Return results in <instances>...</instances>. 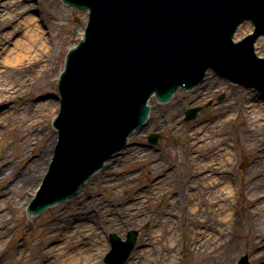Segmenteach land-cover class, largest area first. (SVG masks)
<instances>
[{
  "label": "rangeland",
  "instance_id": "rangeland-1",
  "mask_svg": "<svg viewBox=\"0 0 264 264\" xmlns=\"http://www.w3.org/2000/svg\"><path fill=\"white\" fill-rule=\"evenodd\" d=\"M24 3L27 4L29 1ZM28 5H33L28 9L30 14L45 20L47 27H40V31L44 30L45 37H49V33H52V36L45 41L52 51L49 56L43 58L42 62V64L48 63L47 72H43L40 64H34L41 70L39 78H33L34 72H31L30 68H24L22 71H8L4 74V81L9 80L14 85L20 79L27 77L39 86L34 87L32 83L25 84V92L29 91V93L13 94L9 101L2 103L8 104V107L0 111L3 113L8 110L11 115L0 129V171L9 174L7 182L0 181V194H2L0 211L4 212L7 222L11 225L7 235L0 240V264H27L23 261V252L25 255L30 253L42 256L43 247L47 248L53 243L45 239L48 225L57 221L61 214H67L65 211L70 207L66 205L76 196L85 194V197L79 201L76 199L75 202H81L86 198L85 201L91 203L88 205L91 210L96 204L91 197H88L90 194L103 204L119 200L123 205H127L135 200L131 197L141 191L148 192L153 198L149 203L143 202L144 208L141 214L137 215L144 222L136 221L135 227L129 225L131 228L127 229L137 232L134 249L148 247L156 250V255L160 257L165 252L164 249L159 248V245L168 238L173 243L174 236H168L165 232L161 238L157 237L154 240L151 239L149 244L140 245L141 240L146 239V236L150 237L151 228L158 227L164 231L167 228H173L175 231L177 229V235L174 247L168 253L174 254L178 250L176 253L179 264H212L217 260L222 264L225 261V264H237L241 256L247 257L249 264H263L257 263L252 257L264 248V244H260V247L256 244L259 241L264 243V119L258 121L255 126L250 121L249 115L245 113L247 98L253 94L252 91L233 86L214 73H209L206 81L192 91L177 90L167 103L160 104L154 98L150 101L147 125L131 135L127 147L128 149L141 148L144 150V156L141 155L135 159V156L132 157L126 148L106 162L105 167L93 175L69 200L49 207L37 216L27 214V205L24 206V203L25 201L29 203L37 192L43 178L42 176L40 180L39 174L45 167L46 159L36 164L32 160L53 141L50 157L47 160L48 164L50 162L56 141V133L51 122L59 110L58 76L63 68L65 53L80 39L83 28L80 35L79 30L81 25L85 26L86 22L84 11L67 7L60 0H31ZM38 24L42 23L39 21ZM11 27L12 23L0 24V35L10 31ZM22 30L23 28L15 32L12 41L23 38ZM9 46L12 45L9 44ZM213 79L220 81L219 87L205 97L200 96L202 92L208 91ZM46 86L47 89L49 88L50 95H45L43 92ZM50 100L55 101L54 112L50 113L45 109L37 111L35 122L29 126L27 120L30 111L41 101ZM175 106L180 110L179 114H175ZM197 106L201 109L196 118L185 120L186 110ZM20 112L21 116L18 117ZM173 115L177 118L174 126L170 124ZM218 121H220L219 124L213 129L216 131L212 133L210 131L208 142L201 149L203 156L200 160L202 162L210 160L215 147L226 146V143H229L234 155L233 166L226 174L227 178L222 170L217 172L203 170L199 183L192 186L190 181L194 177L190 167L193 151L188 145L187 134L196 126L214 125ZM175 126L177 128H173ZM34 133H38L40 139H34L32 137ZM149 134L157 135L158 140L155 145L148 142ZM3 151L8 157L5 162L1 160ZM6 161H10L7 167ZM35 167L37 168L36 178H33L30 184L22 185L21 183L18 185V191L7 193L6 187L11 186L14 179L20 178L23 173L27 174L28 169L34 171ZM171 173L174 174L168 176ZM210 176L217 181L204 184L206 177L210 179ZM1 178L2 175L0 180ZM226 180L230 181L229 186ZM223 182L224 185H222ZM29 186H31L30 189ZM154 186L156 189L161 187L164 193L154 197V194H150ZM227 186L229 194L223 193L218 199V189ZM23 188L25 192H21ZM26 192H29L28 197L25 196ZM218 208L219 211H217ZM221 213L223 216H228V220L220 221L223 217H220ZM148 215H151L150 219H147ZM164 218L175 221H164ZM204 230H211L217 234L223 251L220 245L217 247V243L213 246L215 253L208 245L201 247L199 251L188 249L192 234ZM126 232L124 229H115L110 233H116L125 238ZM227 235H230L231 241L225 240L224 236ZM225 241L229 242V244L226 243V250H224ZM83 243L86 244L87 240ZM76 247L70 251L74 252ZM110 249L109 246L101 256L97 255L94 259L95 263L91 264H105L103 258ZM20 252L22 255H19ZM218 253H220L219 256ZM128 260L123 264H128L130 262Z\"/></svg>",
  "mask_w": 264,
  "mask_h": 264
},
{
  "label": "water",
  "instance_id": "water-1",
  "mask_svg": "<svg viewBox=\"0 0 264 264\" xmlns=\"http://www.w3.org/2000/svg\"><path fill=\"white\" fill-rule=\"evenodd\" d=\"M88 8L85 39L67 57L60 78L58 143L30 209L39 212L74 193L126 145L147 118V100L191 89L208 69L264 92V58L253 43L264 35V0H65ZM254 32L234 41L238 26ZM243 24L237 38L246 34ZM264 56V39L256 42ZM262 99L264 95L261 94ZM8 104L0 103V111ZM199 108L189 109L186 119ZM154 144L156 136L150 135ZM137 233L110 235L107 264L126 260ZM118 252V254H117ZM117 254V258H115ZM239 264H248L243 256Z\"/></svg>",
  "mask_w": 264,
  "mask_h": 264
},
{
  "label": "bare ground",
  "instance_id": "bare-ground-1",
  "mask_svg": "<svg viewBox=\"0 0 264 264\" xmlns=\"http://www.w3.org/2000/svg\"><path fill=\"white\" fill-rule=\"evenodd\" d=\"M24 1L31 0H0V24H11L12 27L11 30L1 34L0 35V103L9 101L13 94L19 92V93H29V91L25 92V84L32 83L34 87L39 86L36 83L32 82V79L25 77V79H20L16 84L14 85L13 82L6 80L4 81V74L8 71H22L24 68H30L31 72L33 73V78H39L40 75V69H37V67L34 66V64H40V68L47 72L48 63L43 62V58L46 56H49L52 48L50 46H47L45 44V41L49 39L50 36H52V33H49V37H45L44 30L40 31V27L44 26L47 27V24L45 23V20L40 19L39 17H34V15L30 14L28 12V9L32 7L33 5H28L29 3H24ZM85 13V12H84ZM56 18H59L56 16ZM39 21L42 23L41 25L38 24ZM84 26L81 25V28L79 30V35L82 32V28ZM23 38L19 40L12 41V37L19 29H22ZM56 34V32H55ZM11 44L12 46H9ZM23 60V61H22ZM22 61V63H20ZM20 63V64H18ZM23 65V66H21ZM21 66V67H19ZM13 69V70H12ZM53 77L55 78V73L53 74ZM208 77V75H207ZM220 79V78H219ZM211 86L208 89V91L202 92L200 96L205 97L210 92H213L216 88L219 87L220 81L218 79H213L211 82ZM33 87V88H34ZM25 89V90H23ZM45 90V91H44ZM44 94H49V88L47 89V86L44 87ZM55 101H41L35 108H33L30 113L28 114V125L31 126L35 122V117L37 111H41L42 109L49 110L50 113L54 112L56 109V106L54 108ZM246 111L245 113L249 115L250 121L252 124L256 126V123L260 120L264 119V99H262L261 94L259 93H253L247 98L246 102ZM57 105V104H56ZM175 114H179L180 110L177 106H175ZM248 112V113H247ZM10 112L8 110L4 111L3 113L0 112V129L1 126L4 125L5 120L10 118ZM21 116V112L18 113V117ZM177 121V118L173 115L172 120L170 121V124L174 126V123ZM157 122V120H156ZM155 122V123H156ZM220 121L215 122L214 125L204 124L196 126L195 128H192L191 131L187 134L189 142V147L192 148V159H191V167L190 172L192 176L194 177L193 180L190 182L192 183V186L194 184L199 183L200 174L203 170H209L211 172H217V171H224L225 177L229 173L230 168L233 166L234 155L232 153V149L230 148L229 143H226L225 145H222L220 147H215L213 150V156L212 158L206 162H202L200 158L203 156L201 155V149L203 146L208 142V135L212 132H215L216 130H213L214 127L219 124ZM147 123L142 126L145 127ZM158 125V123L156 124ZM141 128V129H142ZM173 128H177L176 126ZM210 129V130H209ZM140 130V129H138ZM211 131V133H210ZM34 139H40L38 133H34L32 135ZM220 138H218L219 140ZM54 140V138H53ZM217 140V142H218ZM221 140V139H220ZM53 141L51 142L52 145ZM51 145L47 146L46 149H43L39 154L35 155L36 157L33 158V163L36 164L39 161L45 160V167L43 168V171L39 174V179L41 180L45 169L47 168V160H49L50 157V151H51ZM48 149V150H47ZM128 149V148H127ZM144 150H141V148L135 147L134 149H128V153L131 154L132 157L137 159L139 156H144L143 153ZM125 157V156H124ZM8 159V157L5 155V151H3V155L1 157V160L5 162V160ZM208 159V157H207ZM6 167L10 164V161H6ZM227 162V163H225ZM39 168V167H38ZM37 174V168L35 167L34 171L28 169V173L24 174L18 179H14L12 181L11 186L6 187L7 193L9 192H15L18 191V185L22 183V185L30 184L31 180L33 178H36ZM174 173L169 174L173 175ZM0 175H2L1 182H7V178L9 174H5L0 171ZM208 179L206 177L204 184H212L215 183L214 181H217L216 178H213V176L209 177ZM227 181V180H226ZM171 182V181H170ZM226 184L229 186L230 181H227ZM224 185V182L222 183ZM225 188H219L217 196L218 199L223 193L229 194V187ZM222 187V186H221ZM31 186H29V189ZM21 190V189H20ZM225 191V192H224ZM25 192L24 188L23 191ZM32 193V191H30ZM117 193V192H116ZM161 193H164V190L159 187L158 189L153 188V192H150V194H154V197L160 196ZM23 194V193H21ZM20 194V195H21ZM25 194V193H24ZM2 194H0L1 196ZM29 192H26V195L28 197ZM84 196L75 197L73 201H70L66 206L70 207L67 211V214H61L59 219L57 221L52 222L48 225L46 232H45V239L49 240V242H53L51 245H48L47 248L45 246L42 249V256L41 255H33V254H26L23 252V261L27 264H91L95 263L94 259L97 255L101 256L106 250H108L110 243L108 240V234L112 232L115 229H124V231H128V228L135 227L137 224L136 221L139 223L144 222L140 216L142 209L144 208L143 202L149 203L152 196L149 195L148 192L145 193V191L138 192L137 194L133 195L131 198L135 199L131 202V204L123 205L122 201H115L114 203L109 204H103L102 202L94 199L92 195L90 196L93 199V202L96 204L94 208L89 210L88 205H91V203H87L86 198H84L81 202H75L79 201ZM24 197V196H23ZM29 199V198H28ZM28 201H25L24 206H26ZM71 203H77L76 205ZM65 206V207H66ZM74 207V208H73ZM193 209V208H192ZM220 209L218 208L217 211ZM215 213V212H214ZM223 216V213L220 214V217ZM151 215H148L147 219H150ZM228 216H223L220 221H225ZM164 221H175V220H166V218L163 219ZM228 222V221H227ZM129 225L131 227H129ZM11 225L7 222L6 215L3 211H0V240L4 238L7 233L10 230ZM161 227V226H160ZM152 232L150 233V237L146 236V239L141 240V244H149L151 242V239L161 238L163 233L167 232L168 236H174L173 237V243L170 242L168 239H165V241L159 245L160 249H164V254L158 257L156 255V250H152L148 247H139L138 249H133L129 252L128 257L126 260L130 259L128 264H158L161 262V264H179L178 258H177V251L172 254L168 253L173 247L175 243V238L177 235V229L176 231L173 228H167L166 231H164L162 228L154 227L151 228ZM226 231V228H224ZM127 233V232H126ZM221 233V231H219ZM173 234V235H172ZM190 244L188 249H194L198 250L201 247L204 246H210L213 251V246L215 243L220 245V248L223 247L222 244L218 241L217 234H214L211 230H204V231H198L195 234H192ZM220 235V234H219ZM126 236V235H125ZM121 237V236H120ZM226 241H231L230 235L224 236ZM150 238V240H149ZM121 239H124V236L121 237ZM184 239V235H183ZM87 240V243L84 244L83 241ZM224 242V250H226V243L229 244V242ZM264 241V240H263ZM39 242V241H38ZM37 242V243H38ZM78 244H82L81 246H77ZM257 246L260 247V244H264L263 242H257ZM184 249H185V241L183 242ZM77 246V247H76ZM262 246V245H261ZM76 247L75 251L72 252L70 249ZM216 247V248H217ZM230 248V245H228ZM187 248V247H186ZM159 249V250H160ZM31 250V249H29ZM187 250V249H186ZM221 253V252H220ZM218 253V256L220 255ZM226 253V252H225ZM19 255H22L20 252ZM167 258V259H166ZM252 259L256 260L258 263L264 264V248H262L260 251H258ZM125 260V261H126ZM124 261V262H125ZM122 262V264L124 263ZM226 262V261H225ZM224 262V264H225ZM212 264H222L221 261H215L212 262Z\"/></svg>",
  "mask_w": 264,
  "mask_h": 264
}]
</instances>
